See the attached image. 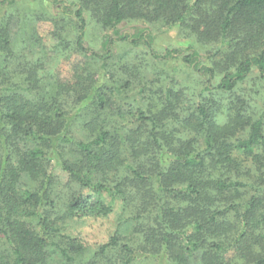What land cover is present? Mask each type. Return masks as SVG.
Returning a JSON list of instances; mask_svg holds the SVG:
<instances>
[{
	"label": "trees",
	"instance_id": "16d2710c",
	"mask_svg": "<svg viewBox=\"0 0 264 264\" xmlns=\"http://www.w3.org/2000/svg\"><path fill=\"white\" fill-rule=\"evenodd\" d=\"M21 1L61 6L74 20L78 49L105 64L117 43L145 45L155 59L180 60L205 82L195 94L159 76L141 89L140 101L129 79L110 84L87 73L74 85H55L42 58L23 63L10 50L9 28L0 23V264H46L50 249L65 264L84 263L86 246L58 224L106 219L118 203L120 222L132 225L133 235L117 228L84 264H133L141 256H166L167 264H264V114L240 95L254 73L264 83V0L0 6ZM92 17L110 33L102 55L85 46ZM132 22L149 26L124 32ZM154 25L177 28L192 43L159 53ZM70 93L75 101L67 106ZM87 104L89 115L80 118L93 135L77 141L69 120ZM53 161L69 176L64 198L53 192Z\"/></svg>",
	"mask_w": 264,
	"mask_h": 264
},
{
	"label": "rangeland",
	"instance_id": "374dc122",
	"mask_svg": "<svg viewBox=\"0 0 264 264\" xmlns=\"http://www.w3.org/2000/svg\"><path fill=\"white\" fill-rule=\"evenodd\" d=\"M51 18H55L58 22H53ZM88 21L85 46L102 55L105 52L103 41L110 33L104 31L95 18L92 17V20ZM0 23L7 24L9 28L12 39L10 50L15 55L21 56L20 59L23 63L28 57H35V54L42 58L45 74L55 85L60 83L74 85L79 75H87V73H91V77L95 79L99 77L100 82L103 80L102 82L110 84L114 81L124 82L129 79L134 83L132 93H139V91L141 93L137 97L139 101L143 98L141 89L148 87L146 83L159 76H162L164 81L174 80L177 86L188 91H194L195 94H199L204 87L205 77L202 74L184 65L180 60L155 59L145 45L133 48L125 43H117L112 50L113 57L107 64L99 58L83 54L76 46V37L72 33L73 18L63 14L61 6L57 4L47 1H21L15 5L0 6ZM63 24L65 28L61 29ZM148 26L147 24L132 22L122 28L126 33L135 34L148 28ZM150 27L156 37L154 47L159 53H165L167 50L175 48L185 49L192 43V40L185 38L177 28L169 30L160 25ZM124 66L138 72V77L132 76V73L128 71H123ZM257 77V73H254L247 82L241 85L240 95L253 100V107L259 116L264 114V83ZM74 101L73 93L66 95L67 106L72 105ZM124 107L126 106L124 105ZM88 110L87 104L83 106L81 115L69 120L67 131L69 136L77 141H89L93 135L89 122L81 119L87 118ZM90 110L94 111L92 108ZM73 116L76 115L73 113ZM21 145L26 148L22 143ZM56 164L53 161L51 165V172L55 177L53 192L54 195L57 194L64 198L70 190L69 176ZM250 168L252 165H247L244 172ZM62 208L58 207L57 209H60L63 215ZM122 216L121 203H118L114 214L106 219H65L58 226L64 229L62 231L64 234L78 237L80 242L86 246V255L82 257V262L85 263L94 259L97 246L105 244L117 228L126 230L124 234L128 237L133 235L134 227L130 226L129 223L120 222ZM49 255L46 264H65L61 255L54 249H50ZM167 262L166 256L151 258L141 256L133 264H167Z\"/></svg>",
	"mask_w": 264,
	"mask_h": 264
}]
</instances>
